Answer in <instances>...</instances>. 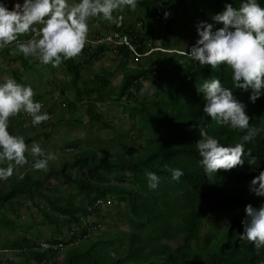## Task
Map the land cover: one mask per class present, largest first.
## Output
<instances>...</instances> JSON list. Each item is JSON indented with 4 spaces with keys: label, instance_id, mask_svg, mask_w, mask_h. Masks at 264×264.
Masks as SVG:
<instances>
[{
    "label": "trees",
    "instance_id": "1",
    "mask_svg": "<svg viewBox=\"0 0 264 264\" xmlns=\"http://www.w3.org/2000/svg\"><path fill=\"white\" fill-rule=\"evenodd\" d=\"M226 2L238 7L241 0H139L136 11L140 12L138 20L143 21L135 24L123 20L117 24L92 21L107 29L95 31L92 36L109 31L131 34L133 43L139 45V58L134 67H129L133 59L131 52L124 46L112 49L120 59L117 67L121 73L119 85L112 88L115 72L103 68L84 81L80 88L82 72L99 62L108 51L105 46L90 49L87 45L80 62L75 59L61 64V73L69 78L61 93L64 96L68 92L74 94L73 101H66L68 110L76 109L77 103H85L87 121L98 125L96 132L107 125L104 113L97 110L98 104L108 99L120 107L130 122L125 132L115 134L121 147L112 150L96 136L94 146L74 154L58 168L50 167L42 180H35L30 172L24 173L20 180L11 179L7 188L0 189V229L11 232L16 229L15 221L9 220L6 214L12 212L18 217L15 208L21 207L19 200H25L37 209L41 225L51 228V236L43 241L57 243L60 238L68 246L84 240V245L79 242L68 248L70 251L61 264H264V249L258 252L249 242L239 238L243 231L241 221L245 216V205L251 203L258 207L264 203V197H255L248 190L253 176L264 171V131L245 146L256 156L255 165L248 163L251 157H246L243 167L220 172L210 180L199 164L200 157L195 148L200 139V127L222 144H235L243 135L212 121L203 112L204 101L197 92V84L210 78H218L225 87L231 88V70L223 66L213 70L198 63L181 64L180 61L186 58L176 49L178 40L173 42V49H169L168 44H161L164 51H172L170 57H165L166 52L156 51L145 62H139L145 54L153 53L154 42L159 40L153 22L165 33L170 32L164 8L169 7L183 17L213 23L212 17L223 10ZM258 2L264 6V0ZM136 11L126 9L124 13L134 16ZM139 22L142 28L138 30ZM11 49L15 50V47L0 52L8 56ZM17 60L21 72L17 70L11 74L21 84L24 74L37 71L34 65L45 72L52 71L51 65L29 62L20 54ZM162 73L164 86L139 98L144 82ZM234 95L246 105L250 124L264 129V96L253 104L247 92L234 90ZM34 99L43 103L45 97L35 95ZM68 124L79 125L76 121ZM42 135L49 139V134ZM35 137L36 134L25 142L30 143ZM66 147L69 152H74L73 143ZM170 168L183 170L179 182L172 180ZM146 172L160 177L156 190L149 189ZM54 177L59 182L56 185L49 182ZM115 200L123 203L129 231L109 237L100 235L97 242H92L89 230L100 225L102 217L97 202L109 210ZM89 208L94 211V223L87 221ZM105 215H109L108 211ZM65 230H73L71 238L64 236ZM37 241L39 237L35 233L0 242V252H14L22 259V263H15L0 257V264H55L60 250L32 251ZM177 241L181 243L168 244Z\"/></svg>",
    "mask_w": 264,
    "mask_h": 264
},
{
    "label": "clouds",
    "instance_id": "2",
    "mask_svg": "<svg viewBox=\"0 0 264 264\" xmlns=\"http://www.w3.org/2000/svg\"><path fill=\"white\" fill-rule=\"evenodd\" d=\"M138 4L139 0H12L9 7L7 0H0V50L14 46L29 62L58 68L83 54L89 44L90 22L117 24L123 20L121 13L126 9L136 11ZM169 16V12L164 13L165 19ZM212 21H199L195 25L198 39L181 53L186 59L180 63L231 70V88L218 78H210L197 84V92L204 101L203 112L212 121L243 135L235 144H222L200 127L195 148L209 180L220 172L243 167L246 157H251L249 164L257 163L256 156L245 146L255 141L264 129L250 124L246 105L234 95V90L249 93L253 104L264 96V6L258 0H241L238 7L226 2ZM34 96L30 85L18 83L14 78L0 82V162H7L0 167V180L12 177L16 166L29 164L26 153L35 158L32 169L43 173L49 171L50 162L58 159L56 153L46 152L39 143L33 142L29 148L23 136L9 131L10 120L21 114L30 117L34 127L51 119L49 113L42 112L43 105ZM168 171L177 182L184 175L180 168ZM145 175L149 189L156 190L160 177L153 172ZM248 190L255 197H264V171L253 176ZM244 212L239 238L259 252L264 249V203L258 207L248 203Z\"/></svg>",
    "mask_w": 264,
    "mask_h": 264
},
{
    "label": "rangeland",
    "instance_id": "3",
    "mask_svg": "<svg viewBox=\"0 0 264 264\" xmlns=\"http://www.w3.org/2000/svg\"><path fill=\"white\" fill-rule=\"evenodd\" d=\"M9 7L11 6L12 0H7ZM165 12H169V26L170 32L165 33L162 31L160 26H155L156 24L153 22L152 26L156 28L157 35H159V40L154 42L153 53L145 54V56L139 59V62H145L148 57L152 54L156 53V51L166 52L165 57H170L172 54L171 50H163V44H168L169 49L175 48L172 44L175 40H178L177 50L178 53L185 52V50L190 49V47L194 44L195 39L198 38L195 25L201 20H193L190 16L183 17L181 14L174 12L169 7L163 9V14ZM136 15L130 16L129 14H125L124 12L120 15L123 16V21H127L129 24H135L140 16L139 10L136 11ZM119 22V21H118ZM106 29V28H105ZM102 26L96 25L93 22H90V33L89 36L93 34L95 31H103L105 30ZM107 30V29H106ZM180 51V52H179ZM147 52V51H146ZM18 53L15 50L10 51L9 55L6 56L3 52H0V82L4 79L11 77L13 71H20L21 66L19 60H17ZM81 57H78L76 60L78 62L81 61ZM13 58H16V61H12ZM119 57H117L116 53L112 51L111 48H108V51L105 53L104 57L97 63L93 64L91 67H87L81 75V80L78 83V87H83V82L91 79L94 74L100 72L103 68H107L109 71L115 72L114 77L111 79L112 88H116L121 81V73L118 70ZM135 61L131 59L129 63V67L135 66ZM34 68L37 70L35 73L29 72L22 76L21 80L24 85H30L35 95H42L45 97L43 101L42 112H47L50 114L51 119L39 126H35L33 129L31 124V118L26 114H21L18 117H14L9 122V131L13 135L23 136L26 140L28 137L37 135L34 141L27 143L29 148L31 147L33 142L39 143L40 146L46 152L56 153L58 159L54 162L49 163L50 167L58 168L63 161L70 160L72 156L76 153H79L82 150H86L87 148L94 146L95 140L94 137H98L99 139L105 141L108 145L112 147V150H116L121 147L119 139L116 137V133L125 132L130 125L126 116L121 113L120 107L105 99L103 103H99L97 106V110L99 112L104 113L106 128L100 130V132H96V128H98L97 124L89 123L86 117V113L81 104H76V109L67 108L66 101H73L74 94L68 92L62 95L61 89L64 83L69 81L68 77H65L60 70V67L53 68L50 72H45L41 70L38 66L34 65ZM164 86V74H159L157 78H153L149 82H144L143 89L141 93L138 95L139 98L144 96H149L154 93L155 90L162 88ZM78 122L79 125L77 127L70 126L68 123ZM49 134V139L46 140L42 134ZM115 142V143H113ZM69 143H73L75 145L74 152H69L66 146ZM140 144L143 145L141 141ZM29 159V164L25 166H16L14 169V174L7 181L0 180V189H5L11 183V179L20 180L24 173L30 172L32 177L35 180H42L44 177L43 172L34 171L31 167V164L35 158L31 156L30 153H26ZM101 155V154H100ZM7 162H0V167L6 166ZM50 184H58L57 178H52ZM48 186V185H46ZM63 189L64 187H60ZM52 196V194H50ZM20 206H17L15 209L18 212V217L12 212L6 214V217L9 220L15 221L16 229L11 232L9 230L0 229V242L4 240H13L18 237L24 236H33L37 233L39 237V241L37 242H45L51 236V228L48 226L41 225V217L38 214L37 209L31 205L30 202L25 200L18 201ZM106 211H108L109 215H105ZM100 225L97 226V230L90 233V238L92 242H97L99 240V236L106 234V237L115 235L118 232H128L129 226L125 221L124 217V209L123 203H118L115 200V203L109 207V210L102 209L101 212ZM90 223L96 222V217L88 218ZM68 234L67 230L64 231V236ZM108 235V236H107ZM181 241L170 242L168 243L171 246H176L180 244ZM84 245V242L80 243ZM71 247V246H68ZM68 247H65L60 251L56 258L55 264H61L63 257H65L66 253H69ZM85 247V246H83ZM86 248V247H85ZM0 257L9 261H13L15 263H22V259L16 256L14 252L10 251H2L0 252Z\"/></svg>",
    "mask_w": 264,
    "mask_h": 264
},
{
    "label": "built area",
    "instance_id": "4",
    "mask_svg": "<svg viewBox=\"0 0 264 264\" xmlns=\"http://www.w3.org/2000/svg\"><path fill=\"white\" fill-rule=\"evenodd\" d=\"M136 28L138 30L141 29L142 23L141 22L137 23ZM133 38L134 37L131 34L125 33L123 31L122 32H113V31L103 32L100 35H95V36L90 35L88 46L90 47V49H96L99 46H105L107 48L116 49L117 47L124 46L131 52V54L133 56L132 58L136 60L137 58H139V55L137 54V47H139V45L133 43L134 42ZM42 105H43V103H42ZM81 106L82 107L85 106V103L82 102ZM96 205H99L101 207V209H103L105 207V205H103L100 201L97 202ZM88 211H89V216L87 217V221H88V218L95 217L94 211H91L90 208L88 209ZM88 223H90V222L88 221ZM96 230H97V226L91 227L89 230V233H93V231H96ZM67 232H68V234H66V237H67V239H69L73 235V230H70ZM57 241H58L57 243H53V242L35 243L32 247V251L45 252L47 250H53V251L63 250L66 247L65 244H63L60 241V238H58ZM82 241H84V240H81L79 242H82ZM79 242L74 241V242L70 243L68 246H74L75 244H77Z\"/></svg>",
    "mask_w": 264,
    "mask_h": 264
},
{
    "label": "crops",
    "instance_id": "5",
    "mask_svg": "<svg viewBox=\"0 0 264 264\" xmlns=\"http://www.w3.org/2000/svg\"><path fill=\"white\" fill-rule=\"evenodd\" d=\"M84 242V241H83ZM77 245V244H76ZM76 245H74V246H76ZM74 246H71V247H68V248H72V247H74Z\"/></svg>",
    "mask_w": 264,
    "mask_h": 264
}]
</instances>
